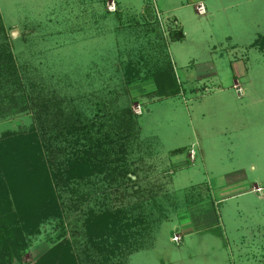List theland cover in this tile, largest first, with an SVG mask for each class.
<instances>
[{
  "label": "rangeland",
  "instance_id": "1",
  "mask_svg": "<svg viewBox=\"0 0 264 264\" xmlns=\"http://www.w3.org/2000/svg\"><path fill=\"white\" fill-rule=\"evenodd\" d=\"M109 1L0 0V42L10 43L15 68L0 79V138L36 130L47 144L52 187L37 188L36 202L52 195L59 205L30 211L29 177L13 169L4 144L0 256L12 264H74L72 257L78 264H263L264 236L258 245L252 225L264 224V207L249 213L242 198L252 195L221 198L254 181L264 190V43L250 46L264 36V0H114L116 12L107 11ZM120 21L129 28L115 29ZM157 23L165 45L151 42ZM171 25L184 39H169ZM165 55L179 93L158 97L145 71ZM134 58L147 64L146 79L126 85L123 62ZM77 111L102 133L133 123L127 146L129 170L137 173L110 182L108 210L116 219L104 232L94 225L105 210V184L85 183L81 193H96L76 205L79 196L48 164L49 144L67 133L61 120ZM176 233L179 243L171 241ZM248 246L257 249L249 260H227V252Z\"/></svg>",
  "mask_w": 264,
  "mask_h": 264
},
{
  "label": "trees",
  "instance_id": "2",
  "mask_svg": "<svg viewBox=\"0 0 264 264\" xmlns=\"http://www.w3.org/2000/svg\"><path fill=\"white\" fill-rule=\"evenodd\" d=\"M147 10H149V8H147ZM154 21L155 20H153L150 15L149 23ZM127 25L123 26L124 29L129 28L130 24ZM173 25L168 28L169 39L172 41L184 39V33L179 26L176 25V27L173 28ZM156 28L157 35L153 37L151 42L155 46H159L160 44L165 45L159 23H157ZM263 40L264 36L256 39L250 46H257V44L258 47L263 46ZM157 48L160 49V47ZM12 55L10 43L7 38L3 36L0 42V79L4 78L9 70L12 71L15 69ZM142 63L145 62L137 58L123 62L124 72H122V76L126 85L131 81L146 79L142 69L146 67L147 64ZM153 63L154 66H148V69H146L147 71H145L148 78H151L155 85V90L151 95L162 97L179 93L174 69L169 56L165 55L164 57L160 56V58H154ZM3 65L6 68H4ZM74 114L79 117L75 116V118L71 119L70 116L68 117V115H66V117L61 120V122L65 123L64 127L67 128V133L64 134L63 139L60 138L59 141L55 143V146L49 144L51 153L50 162L48 164L53 165L56 170L53 178H59L62 182H65L64 184L68 186L72 196H79V199L74 201L76 205L82 206L86 201L92 199L96 193H81L80 188H82L81 186H84L85 183L87 185L90 184L91 187L98 185L100 182L105 184V188H101L102 191H99L100 194L104 195L102 197L105 199V203H102H104L103 209L105 210L95 217L96 224L94 225L97 226V231L100 229L103 231V224H108L107 226H109L112 220L116 219L114 213L108 210V205H110L108 201L110 199L108 200L107 192L109 190L111 191L112 187L110 186V182L120 177H127L129 181H132L129 173H137L129 170L131 149L127 146V139L129 137L128 132L130 134V129L132 128V125L130 128L128 124L129 122L131 124L133 123L129 119V122L126 121L127 125L125 127L117 128L113 133H102L100 127H94L92 123L83 120L84 117L81 116L78 111ZM61 135H63L61 132L58 133V136ZM43 143L35 129H32L27 135L10 134L9 132L5 134L4 137L0 138V148H2L4 144L8 146L5 155L7 159L11 160L14 166L13 169L16 170L17 173L24 169L26 173L25 176L29 177L28 186L27 184L25 185L26 187H31L34 194L29 209L30 211L37 209L36 213H38L40 206L52 210L59 209L57 199L54 196L52 197V195H43L42 198L36 202L38 197L37 188L42 193L47 191L51 193L52 188L49 182L50 177L47 172L48 165L42 152V149H44L47 144H45V142ZM178 151H182V148L172 150L173 153ZM10 170L8 172L9 176L12 173ZM40 175L45 177L42 183L38 182V176ZM97 176H100L98 180L95 179ZM21 180L23 181V177ZM8 181L10 182V177H8ZM107 184L109 186H107ZM122 187H126V185H122ZM12 193L15 196L13 191ZM14 199H17V197H14ZM15 201L17 200H14V203H19ZM113 224H115V222ZM115 247L118 248L119 246L115 245ZM72 259L74 264H78L76 258L74 259L72 257ZM0 264H12V258H3L0 256Z\"/></svg>",
  "mask_w": 264,
  "mask_h": 264
},
{
  "label": "crops",
  "instance_id": "3",
  "mask_svg": "<svg viewBox=\"0 0 264 264\" xmlns=\"http://www.w3.org/2000/svg\"><path fill=\"white\" fill-rule=\"evenodd\" d=\"M147 6H145L144 7V10H143V14L146 16V13L148 12V10H147ZM127 24H129V23H126V22H122V21H120L119 22V24L116 26V27H114L115 29H122V27L125 25H127ZM128 26V25H127ZM246 195H252V197L253 198H250V200H248V199H246L244 196H246ZM235 196H238V197H244V198H242V201L243 202H245L246 201V204L248 205V204H250V207L252 208L251 210H249V213H253V214H255L256 212H258L259 211V209L261 208V207H264V206H262V205H259V203H262L263 204V202H264V190H263V185L262 184H260V183H258V182H251L250 184H249V187L247 188V189H241V192L240 193H236V194H232V195H228L227 197H223V198H221V201L222 200H226V199H231V198H234ZM260 206V207H259ZM243 209L245 208V207H242ZM246 209V208H245ZM247 210V209H246ZM262 210H264V208L262 209ZM243 212H244V210H243ZM264 211H262V213H263ZM248 213V212H247ZM261 216H264V213L263 214H261ZM261 222V223H260ZM263 224V221L261 220V221H259V222H257V223H255V224H253L252 225V229H253V232H256V234L257 235H253L252 237H254L255 238V240H256V238H257V244L259 245V240H258V238H259V236H264V224ZM177 234V233H176ZM244 234H242L241 235V237L242 238H240V239H243L244 238ZM181 237V236H180ZM181 240H182V237L180 238V240L178 241V242H176V243H179V242H181ZM171 241H173L172 240V237H171ZM248 244H250V243H248ZM249 246L248 247H240V248H237V252H236V254L235 253H233L231 250L229 251V252H227V254H229L228 255V257H227V260H229V261H232V260H234V257L235 256H240L241 258H244V260H249V256H250V254H251V256H254V252L255 251H257V249L256 250H249ZM262 249H264V245L262 244V247H261ZM136 251V250H135ZM134 250L132 251V252H130L129 254H128V256L131 254V253H133V252H135ZM261 255V257H263V255H262V253L260 254ZM77 260V259H76ZM243 260V259H242ZM262 262H263V264H264V257H263V259H262Z\"/></svg>",
  "mask_w": 264,
  "mask_h": 264
},
{
  "label": "built area",
  "instance_id": "4",
  "mask_svg": "<svg viewBox=\"0 0 264 264\" xmlns=\"http://www.w3.org/2000/svg\"><path fill=\"white\" fill-rule=\"evenodd\" d=\"M116 9H117V4H116V2L114 1V0H111V1H109V2H107V11H109V12H115L116 11ZM197 9H198V11L200 12V13H205L206 11H205V8H204V5H203V3L202 2H199L198 3V5H197ZM142 112V109H141V107L140 106H138V109L136 110V113H138V114H140ZM189 155H190V159H194V151L193 150H190V153H189ZM180 235H178V234H174L173 236H172V240L174 241V242H178L179 240H180Z\"/></svg>",
  "mask_w": 264,
  "mask_h": 264
}]
</instances>
